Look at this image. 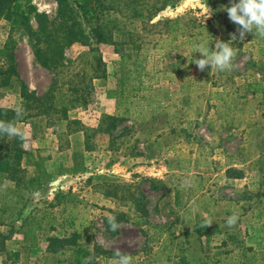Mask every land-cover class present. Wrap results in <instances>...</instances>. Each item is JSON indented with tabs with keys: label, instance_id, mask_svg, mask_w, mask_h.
Returning a JSON list of instances; mask_svg holds the SVG:
<instances>
[{
	"label": "rangeland",
	"instance_id": "rangeland-1",
	"mask_svg": "<svg viewBox=\"0 0 264 264\" xmlns=\"http://www.w3.org/2000/svg\"><path fill=\"white\" fill-rule=\"evenodd\" d=\"M68 1L87 38L64 49L65 67L57 70L38 62L20 15L0 20V65L5 51L13 50L19 72L10 86L1 87V106L20 111L22 88L52 96L58 109L70 105L73 85L88 91V102L70 105L66 119L48 101L15 126L25 136L21 146L28 155L20 181L0 174V231L12 235L9 248H21L17 264H119V255L128 256L129 264H247L251 249L262 252L264 246V205L254 197L257 187L227 181L221 169H205L207 158L197 171L193 152L197 144L218 145L217 163L245 168L252 177V168L264 164L254 159L259 146L254 139L264 134V93L253 91L263 85L257 73L264 63L257 44L242 42L260 35L239 38L238 25L223 7L230 0ZM15 8L29 12L35 28L36 12L61 21L56 0H18ZM97 27L107 41L95 39ZM216 40H232L233 57L221 74L211 76L210 65L201 70L193 62L202 58L195 45L203 42L211 53ZM136 58L142 61L144 88L133 93L129 80L135 83L130 77ZM173 66L175 75L166 71ZM120 77L127 84L112 115L109 95ZM79 131L89 133L86 144ZM211 132L217 139L207 141ZM222 135L231 138L223 142ZM112 164L114 174L108 171ZM62 172L66 176L57 177ZM55 177L71 188L65 203L53 206L48 189L40 195L30 187ZM103 181L113 193H131L135 202L105 198L97 184ZM112 214L115 230L106 219ZM135 217L146 223H136ZM196 224L205 234H198ZM75 230L81 235L76 245L61 253L46 250L48 233Z\"/></svg>",
	"mask_w": 264,
	"mask_h": 264
},
{
	"label": "trees",
	"instance_id": "trees-1",
	"mask_svg": "<svg viewBox=\"0 0 264 264\" xmlns=\"http://www.w3.org/2000/svg\"><path fill=\"white\" fill-rule=\"evenodd\" d=\"M18 0H0V20L1 19H12L15 15H20L21 24L29 34L32 44L33 51L35 56L43 66L48 68H53L55 70L59 68L65 67L64 61V49L74 42L83 41L84 38H87V33L82 26L81 21L76 19L75 10L70 6L68 0H56L59 4L58 17L60 16L61 21L56 22L55 19H50L44 13H34L35 18L37 20L38 26L37 28L33 27L29 20V12H25L20 9H16L15 5ZM86 4H81V8H86ZM166 4L161 5L159 8L151 12V15L159 12L160 10L165 8ZM134 15L138 14V11L135 9L133 11ZM98 29H93V36L98 42L107 41V37H105L102 33V29L97 27ZM4 61L3 64L0 65V89L4 86H10L12 82L19 78V72L17 68V63L15 59V55L13 50H6L4 53ZM121 61L124 60L125 54L123 51L120 52ZM130 55L127 56L129 59ZM136 63L135 73L130 77L133 81L139 82L141 77L143 76V67L141 66V59H134ZM129 76V75H128ZM129 77H127L128 79ZM126 79V80H127ZM135 82V83H136ZM124 83V85H123ZM131 83L129 80V84H132L133 87L131 92L136 93L141 91L140 84ZM126 85L125 81L121 79L120 86L121 89L119 91V95H123L125 92L123 87ZM72 93L75 97L71 98L70 105L80 104L85 105L88 102V91L83 87H78L77 85L72 86ZM24 106L18 111L11 107L1 106L0 105V128H7L11 126L15 129V126L18 122L25 120L27 116H29L32 109L41 108L45 102H50L49 107L55 111L60 113V117L63 119L68 118V111L70 110V105H64L61 108L54 107L52 103V99L48 94H44L43 96H35L30 93H27L25 88L21 90ZM117 116L110 117V119H116ZM76 121V120H75ZM24 135L22 133L14 132L13 134H9L7 131L0 130V172L5 173L10 179L15 181H20V175L23 171L22 169V160L28 155L27 151L21 146ZM33 182L34 179H31ZM36 187L41 186V181L37 180ZM139 210V209H138ZM143 211V210H142ZM145 211V210H144ZM112 218H107L110 221ZM115 220H118V217H115ZM200 229V228H198ZM4 235L0 234V252L5 250L4 243ZM70 240H73L71 237L60 239V238H51L49 246L53 248L55 246L56 249H60L64 245L67 244ZM58 242H62L60 245H56ZM53 246V247H52ZM7 259L12 262H16L18 259V251L7 250Z\"/></svg>",
	"mask_w": 264,
	"mask_h": 264
},
{
	"label": "crops",
	"instance_id": "crops-1",
	"mask_svg": "<svg viewBox=\"0 0 264 264\" xmlns=\"http://www.w3.org/2000/svg\"><path fill=\"white\" fill-rule=\"evenodd\" d=\"M242 42H244V43L248 42V43L257 44V46H259V50L262 52V54H260L258 60H260V63H264V36L260 35L258 38H255V39L246 37V40L242 41ZM166 71L168 73H170L171 75H175V73L177 71V67L173 66V67H171L170 69H168ZM218 71H219L218 68L213 67L212 70H211V76L214 75V74H217ZM218 74H221V73H218ZM257 74L259 76L258 80L262 81L263 85H261V87L258 90L257 89L254 90L253 89V91H254V93H264V67H261V69H259ZM166 76H168V75H166ZM168 78L171 79V76H168ZM121 79L122 78L120 77L119 81H118V79H117V81H115V90H113V94L109 95V103H108L109 104V109H110V111H109L110 113L109 114H112V115L114 114L115 111H116L115 113L117 114V103L119 104V102L121 100V95H119V91L122 90L121 86H120ZM134 82H136V81H134ZM138 83L140 84L141 91H142L144 86L142 85L141 79H140L139 82L135 83V86ZM123 85H124V83H123ZM218 88H221V89H217V90H224L225 87L222 86V87H218ZM141 91H138V92H141ZM221 93H222V91H221ZM80 132L81 133L83 132V134H84V142L86 144L88 142V139H89V133H86V131H79L78 134ZM106 134H109V133H106ZM113 134H114V132L111 131L110 132V136H113ZM24 138H25V136H24ZM26 138H28V136ZM206 138H207L206 139L207 141H209V140L213 141V140L217 139V136L213 132H211L209 134H206ZM230 138L231 137L228 138L226 136L222 137L223 142H227ZM258 138L259 139H257V138L254 139L255 145H259V146H255V150H257V151H255V153H254V155H255L254 159L257 160V161L258 160L262 161L264 159V134H261ZM209 144H211V143H206L204 145H198L197 144V146L195 148V151L193 152V168L198 171L199 168H202V163L204 162L203 158L209 159V160H206L205 164L207 166L205 167V169L208 170L210 168V169H213V171L221 169L222 172L225 171V174L222 177L225 180H227V181H235V182H237L236 183L237 185H238V182L242 181L245 184L246 188H249L251 186V184L254 187L256 186L257 187V192L255 194L254 193L253 194H254V197L258 199V203L262 207L264 205V164L260 165V163H259V166H255V167L252 168V170L254 171V177H252L253 175H251V176L248 175L247 169H245V168L243 169L242 167H239L237 165H227L225 168H223L221 166V163H217L216 162L217 152L220 150V148L218 149V145L213 146V144H211V145H209ZM222 150H224V146L222 147ZM163 169L165 171H163V172L160 171V172H162V174H161L162 177L165 174V172L168 170V167L167 166L163 167ZM108 171L111 174H114V173H112V172H115L114 171V164L111 165V167L108 169ZM0 174H5V173H1L0 172ZM158 174H160V173H155V176H160ZM194 174L195 173L193 172V176H195L196 178H200L202 181H204V177H202V175H200L199 172H197L195 175ZM217 174H218V172H217ZM60 176H62L64 178L66 175H64V173L62 172L57 177H60ZM100 180H102V179H100ZM149 180H150V178H149ZM41 183L42 184L39 187H36V184L34 186L30 187V189L33 191L34 194L42 195L48 189L49 192L54 194L53 199L55 201H53V203H52L53 206L54 205H58V204L61 205V204L65 203L64 202V195L67 194V191L71 188L70 186L66 187V183L61 181L60 178L58 179L56 177L53 180H50V181H47V182H41ZM205 183H206V181H205ZM97 184L99 185L98 188H100L99 191L107 199L109 198L111 200H121L123 198H129L131 200L130 202H132V203L135 202V200L133 199L134 195H132L131 193H130V196L123 197V196L119 195L118 193H113L112 191L107 189L108 185H110V183L106 184V182L103 181L102 183H97ZM126 184L129 187H132V186L136 185L134 182H126ZM33 189H35V190H33ZM0 211H1V207H0ZM137 211H139L138 208H137ZM114 213L115 212H113V214ZM113 214L111 216L106 217V219L109 218V217L113 218V216H114ZM115 215H116V213H115ZM135 220H136V223H138V224L146 223V221H142V220L140 222L138 220V217H135ZM195 228H196V230H197L199 235L205 234V230L199 224H196ZM198 228H200V229H198ZM0 234L4 235V237H5V239H4L5 250L0 252V257L4 258L3 260H5V262H3V264H17L20 260H22L21 259V257H22L21 256V248H13V249L9 248L8 241L12 237V235L9 234V236H8V234H6L3 231H0ZM31 234H33V236H34V231H32ZM80 236L81 235H80V232L78 230L73 231V233L71 235H66V234L65 235L64 234L63 235H59L57 233H48L46 235V237H45V239L47 240L46 250L48 252H50V253H61L67 247L76 245L78 243V240H79ZM19 237H20V234H19ZM53 237L60 238V239H65V238L71 237L73 240H70L65 245L63 243L62 248H60L58 250V249L55 248V246L54 247L52 246L53 248H51L49 246L50 239L53 238ZM23 238L28 240V236L26 235V232L23 233ZM30 238H32V237H30ZM60 244H62V242H58L56 245H60ZM7 250L18 251L19 255H18V259H17L16 262H12L11 260L7 259V254H6ZM261 250H262V252H258L257 250L251 249V251H253V254L251 255V257H249V259L247 261V264H264V246L261 248Z\"/></svg>",
	"mask_w": 264,
	"mask_h": 264
},
{
	"label": "clouds",
	"instance_id": "clouds-1",
	"mask_svg": "<svg viewBox=\"0 0 264 264\" xmlns=\"http://www.w3.org/2000/svg\"><path fill=\"white\" fill-rule=\"evenodd\" d=\"M205 7V5H204ZM224 10L228 13L229 19L238 25L239 38L243 40L246 33H258L264 36V0H230V6L224 5ZM205 9H209L205 7ZM236 36L233 35L232 38ZM232 41V40H230ZM216 40L213 51L210 53L205 47L204 43L195 45L196 52L202 54V58H194L193 62L203 70L207 65L224 70L229 66L231 58L233 57V50L229 46V42ZM0 130L7 131L13 134L15 129L11 126L7 128H0ZM113 230L116 224L111 221ZM233 217H229L227 223L231 224ZM119 255V254H118ZM119 264H129V257L126 255H119Z\"/></svg>",
	"mask_w": 264,
	"mask_h": 264
}]
</instances>
